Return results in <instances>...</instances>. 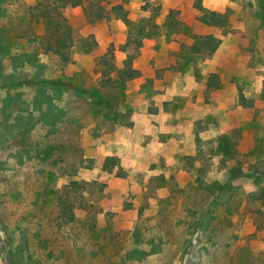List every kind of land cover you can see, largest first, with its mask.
<instances>
[{
    "label": "rangeland",
    "instance_id": "rangeland-1",
    "mask_svg": "<svg viewBox=\"0 0 264 264\" xmlns=\"http://www.w3.org/2000/svg\"><path fill=\"white\" fill-rule=\"evenodd\" d=\"M37 1L0 0V264H264V0H91L94 22L67 7V63L34 41ZM204 36L217 50L190 52ZM32 52L40 69L9 58ZM35 74L65 88L43 97ZM150 100L164 155L133 131Z\"/></svg>",
    "mask_w": 264,
    "mask_h": 264
},
{
    "label": "trees",
    "instance_id": "trees-1",
    "mask_svg": "<svg viewBox=\"0 0 264 264\" xmlns=\"http://www.w3.org/2000/svg\"><path fill=\"white\" fill-rule=\"evenodd\" d=\"M56 3V4H54ZM54 3L49 2V0H38L37 3L28 8V16L34 24H40L43 28L42 32L39 35L34 36V41L38 42V48L43 54H49L57 57L62 63H67L70 60L71 48L73 46V28L69 23L68 19L64 15V10L67 7H83L86 8L88 19L91 22L100 20L105 17L101 11H95L89 7L93 5L91 0H55ZM61 3V5L59 4ZM196 7L201 12L198 17V21L207 26H225L226 20L223 15L218 14L213 11H206L200 3L196 4ZM123 19L127 21L126 16H123ZM221 41L212 36L197 37L196 40L189 47V51L192 53H204L213 54L219 47ZM0 51V56L7 53L6 48L3 46ZM4 53V54H3ZM110 59L113 58L112 53H109ZM106 56L100 59V63L105 65L110 62ZM10 60H20L27 61L29 64L34 65L37 69L42 67L38 65L37 61V52L32 53H21L17 55H10ZM111 65V64H109ZM111 70L115 71L116 68L110 66ZM138 75V72L130 67L126 62L124 69L118 71L117 78L119 86H123L127 80H130ZM36 85L38 91H41L40 95L47 97L49 94H46V89L48 86H55L58 89H64V85L60 84L57 81H52L47 78H41L38 74H35ZM109 83L112 82V79L109 78ZM39 96V95H38ZM50 99V98H49ZM49 102V101H48ZM239 103L243 107H249L252 105V101L247 100L242 94L239 98ZM51 107L50 104H48ZM34 109H38L41 112L39 118L40 121L54 126L55 121L61 119L62 110L58 109L55 112L56 118L52 121H47V113L41 107V101L39 98L34 100ZM114 166L111 162H106L104 167L108 170ZM73 185H77V182H73ZM258 199L264 200V186H261L258 189Z\"/></svg>",
    "mask_w": 264,
    "mask_h": 264
},
{
    "label": "crops",
    "instance_id": "crops-1",
    "mask_svg": "<svg viewBox=\"0 0 264 264\" xmlns=\"http://www.w3.org/2000/svg\"><path fill=\"white\" fill-rule=\"evenodd\" d=\"M153 102L155 101L153 100ZM151 103H152V100H150V102L146 104L145 112L142 116L136 117L137 121L134 125L133 131L137 132L139 139L144 140L146 138L149 140V137H150V143L146 145L147 147H144V149L147 150L149 154L156 153V155H162L163 153L161 152V150H159L160 148L158 145H163V144H160L161 142H159L156 137V134L161 133L162 131H159V128H157V126L154 123H158L159 118H158L157 113L159 112L160 114L161 111L163 110L162 108L158 109V111L149 110L150 107H159L157 103H154V104H151Z\"/></svg>",
    "mask_w": 264,
    "mask_h": 264
}]
</instances>
